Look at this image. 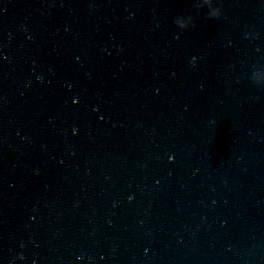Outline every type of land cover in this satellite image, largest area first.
Here are the masks:
<instances>
[{
    "label": "water",
    "instance_id": "obj_1",
    "mask_svg": "<svg viewBox=\"0 0 264 264\" xmlns=\"http://www.w3.org/2000/svg\"><path fill=\"white\" fill-rule=\"evenodd\" d=\"M258 71L264 0H64L33 264H264Z\"/></svg>",
    "mask_w": 264,
    "mask_h": 264
},
{
    "label": "clouds",
    "instance_id": "obj_2",
    "mask_svg": "<svg viewBox=\"0 0 264 264\" xmlns=\"http://www.w3.org/2000/svg\"><path fill=\"white\" fill-rule=\"evenodd\" d=\"M203 2L204 3H211V0H203ZM213 15H215V13L213 14ZM182 27L184 26L183 24L181 25ZM38 79H41L40 77H38ZM253 79H254V81H255V83L256 84H258V85H264V71H258V72H256L255 74H254V77H253ZM74 131H75V129H74ZM21 259H23L24 257H23V255L21 254V257H20ZM101 258H103V257H101ZM77 259L79 260V259H82V257H77Z\"/></svg>",
    "mask_w": 264,
    "mask_h": 264
},
{
    "label": "snow or ice",
    "instance_id": "obj_3",
    "mask_svg": "<svg viewBox=\"0 0 264 264\" xmlns=\"http://www.w3.org/2000/svg\"><path fill=\"white\" fill-rule=\"evenodd\" d=\"M76 102V101H75Z\"/></svg>",
    "mask_w": 264,
    "mask_h": 264
}]
</instances>
